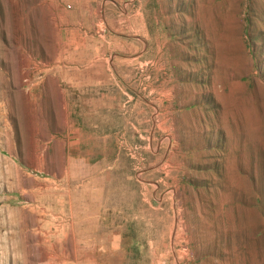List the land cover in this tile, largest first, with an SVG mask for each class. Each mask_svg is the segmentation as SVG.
I'll return each mask as SVG.
<instances>
[{
    "label": "rangeland",
    "instance_id": "1",
    "mask_svg": "<svg viewBox=\"0 0 264 264\" xmlns=\"http://www.w3.org/2000/svg\"><path fill=\"white\" fill-rule=\"evenodd\" d=\"M0 264H264V0H0Z\"/></svg>",
    "mask_w": 264,
    "mask_h": 264
},
{
    "label": "bare ground",
    "instance_id": "2",
    "mask_svg": "<svg viewBox=\"0 0 264 264\" xmlns=\"http://www.w3.org/2000/svg\"><path fill=\"white\" fill-rule=\"evenodd\" d=\"M85 240H86V243L89 241L88 239H85ZM90 240H91V239H90ZM89 242H90V241H89ZM89 242H88V243H89Z\"/></svg>",
    "mask_w": 264,
    "mask_h": 264
}]
</instances>
